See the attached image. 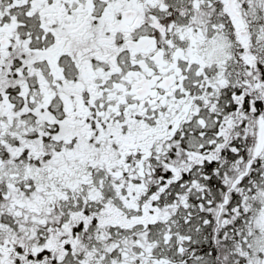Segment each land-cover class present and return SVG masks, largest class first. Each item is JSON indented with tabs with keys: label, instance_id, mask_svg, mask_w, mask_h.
Wrapping results in <instances>:
<instances>
[{
	"label": "flooded vegetation",
	"instance_id": "flooded-vegetation-1",
	"mask_svg": "<svg viewBox=\"0 0 264 264\" xmlns=\"http://www.w3.org/2000/svg\"><path fill=\"white\" fill-rule=\"evenodd\" d=\"M237 22L246 33L233 43ZM220 33L226 70L204 57ZM10 115L32 116L37 127L16 161L40 174L31 186H6L0 227L12 221L18 242L0 235V264H153L131 238L153 206L137 195L149 193L165 196V235L181 247L194 217L187 249L196 251L202 224L220 226L217 193L227 205L245 188L264 195L252 190L264 185V0H0V117ZM82 178L97 179L92 200L80 197ZM226 178H235L229 188ZM113 235L129 249L103 251Z\"/></svg>",
	"mask_w": 264,
	"mask_h": 264
},
{
	"label": "rangeland",
	"instance_id": "rangeland-1",
	"mask_svg": "<svg viewBox=\"0 0 264 264\" xmlns=\"http://www.w3.org/2000/svg\"><path fill=\"white\" fill-rule=\"evenodd\" d=\"M239 25L240 23L238 22L234 23L232 29L228 33L234 36L232 41L233 43H240L245 38L244 34L246 33V30L242 31ZM224 34L227 35L226 33H220L218 36L211 35L215 39L210 44V47L205 51V60L209 66L214 65V69H216V66H218L222 70L227 69L225 62L228 59L229 41L226 39ZM248 52L254 53L255 50H245L246 55L248 54ZM230 59H233V57H230ZM254 79H259V77L256 76L253 78V80ZM1 117L0 143H5V145L1 146L0 150H2V152H4L7 157L2 161L0 159V203L5 202L2 199H6L5 197L9 195L7 194L8 187L6 188V186H17L21 188L25 180H27L31 186L33 182V177L36 178V176L40 174L36 172V169L32 166V163H27V161H25L26 159L23 161L22 159L20 161H16V157L20 155L18 146L20 145V140L22 136L30 137L29 135H33L37 127L36 124H34L32 116H28L24 119L16 121L12 120L11 115L9 116V118ZM261 160L262 163L260 166L264 169V158L262 157ZM91 179L94 182L93 185L86 184L87 178H82L84 183L80 184L79 186L83 187L82 191L84 192V194H81L80 197H87L91 200L93 199L94 195H91L90 191H95L94 187L96 186L97 179ZM226 179L224 183L226 187L229 188L235 178ZM261 182L264 183V178L261 180ZM256 187H258L260 191H264V185L257 184L252 190L254 191ZM245 190L246 188L244 189V192H241V194H236L238 193L236 191L235 195L237 196V198H235L234 195H230V201L228 205L225 201L227 196L223 193L217 194L219 201L216 204V210H214V215H217L220 221V226H218L216 229L214 225L215 222H213L211 228L209 227L210 234L206 238L202 237L204 240H207L211 243L212 253L211 256H209V259H205L201 256L205 253V250H201L202 246L199 247L196 251L190 252L185 246H175V242L172 240V238L165 235L164 233H161V235L158 237L159 240L158 238L156 239L153 234L150 245H147L149 246L148 248L145 247L144 250H142L141 248L134 247L132 250H134L136 256L138 258H142L143 261H145V258L148 255L146 259H149L150 262H153L155 260V256L161 253V250L159 249L160 247H163L165 249L168 247L170 252L163 253L162 257L165 258L166 255H170L171 257L183 256V264H258L259 252L264 251V195L259 194L257 189L252 195H249ZM11 191L16 193V191L18 190L12 188ZM106 192H108V190ZM116 196L120 198L121 193L116 194ZM116 201L118 202V200ZM108 203H112V200H109ZM236 208H242L243 214H239L236 211ZM232 210L233 213H231ZM4 212H0V214H2L0 215V217H3ZM148 214V221H153L159 218L160 211L154 210L153 213L152 208H150ZM10 216H12L10 217V219H17L18 217L13 211L10 213ZM234 216L236 218L241 219L239 224V226L242 228L240 237H231L228 231L224 229L225 227H228L229 230H232L230 224L231 221L232 225H238L237 221L234 223ZM214 220L215 219H213L212 221ZM16 224L14 226H16L17 228L21 227L19 223L17 225ZM110 224L113 225L111 222ZM137 224H139V222H137ZM12 225V221L9 220V223L4 224L2 230L0 227V235L3 237L5 236L4 240H8V242H18V239L16 237L11 236V233L13 234L12 228H14ZM108 226L110 225H107V227ZM142 229H144V226H141L139 228V230ZM124 233L125 230L123 228L121 230V234ZM112 237L115 239L109 240L108 238H106V241L103 243L104 246H102L103 251L109 250V252H111L116 248L124 246V243L122 241L123 239H119L120 236H117L116 238L113 235ZM88 244L89 243L85 244L82 249ZM97 246H99V244H97ZM115 261L116 260L114 259V257H111V260L109 261L108 256H106V264H114ZM156 264H162V260L157 262Z\"/></svg>",
	"mask_w": 264,
	"mask_h": 264
},
{
	"label": "trees",
	"instance_id": "trees-1",
	"mask_svg": "<svg viewBox=\"0 0 264 264\" xmlns=\"http://www.w3.org/2000/svg\"><path fill=\"white\" fill-rule=\"evenodd\" d=\"M158 180H159V178H155L152 181L157 183ZM212 181L214 182L215 180H212ZM212 181L210 182V184L212 183ZM220 181H221V177H220V175H218L217 179H216V185L221 186L220 185ZM139 182L140 181H138V183ZM191 182H192V179L185 180V183H191ZM217 194H219V193H217ZM115 196H116L115 194H106L107 202H109V200H112V202H117L116 201L117 199H115ZM173 196L174 195H171L170 198H172ZM235 198H237V196H235ZM194 199H195V197L193 195V198H192L193 205H194V202H195ZM213 199H214V201L217 204V202L219 201L218 195H216V197H214ZM137 201L139 203H152L153 206L151 208L153 210V213H154V210L155 211L156 210L160 211L159 218H157V219H155L153 221H148V215H140L139 216V224L137 225V234H135L131 238L137 240V244H138L137 248H141L142 250H144L145 247H147V248L149 247L147 245H150L153 234L156 237V239L161 235V233L165 234V225L163 223V210H164V203L166 202V200H165V196L164 195L149 193V194H138L137 195ZM234 201H235V199H234ZM146 209H147V212L150 211V207H147ZM196 210H197V207H196ZM142 211H145V210L143 208H139V212L142 213ZM236 211L239 214H243L242 208H236ZM203 216H204V214H202V217ZM153 219H154V217H153ZM236 221L238 222V225H236V224L232 225V227H231L232 231H230L227 227L224 228L226 231H228V233H229V235L231 237H237V236L240 237L241 232H242V228L239 226L241 219L236 218L234 216V223ZM196 225H195L194 217L186 225L185 230H189L191 235H192V237H193V238L190 239L189 242L184 243V246L187 247V248L188 247L194 248V236L196 237V234H194V231H195L194 229H195ZM141 226H144V229L139 230V228ZM183 229H184L183 226L182 227L179 226L178 229H177L178 232L177 231L176 232L174 231V232L178 235L179 233H181L183 231ZM209 230H210L209 225L203 226V224H202V226H201V231L202 232L201 233H202L203 236H208L210 234ZM158 240H159V238H158ZM175 246H179V243L175 242ZM200 246L203 247V248L201 247V250H205V253L203 255H201V256L204 257L205 259L206 258L209 259V256H211V253H212L211 243L209 241H207V240H202L200 242ZM123 249H127L128 250L129 246L124 244V248ZM159 249L161 250V253H159V255L155 256V260L153 261V264H156L157 262L161 261L163 259L162 254L166 253V249L165 248L160 247ZM194 250L195 249H192V251H190V252H194ZM173 257L177 258V259H180L179 256H172L173 260H174ZM138 259H140V257ZM210 264H212V263H210Z\"/></svg>",
	"mask_w": 264,
	"mask_h": 264
},
{
	"label": "water",
	"instance_id": "water-1",
	"mask_svg": "<svg viewBox=\"0 0 264 264\" xmlns=\"http://www.w3.org/2000/svg\"><path fill=\"white\" fill-rule=\"evenodd\" d=\"M263 145H264V128L261 127L259 131V137H258L257 154H260Z\"/></svg>",
	"mask_w": 264,
	"mask_h": 264
}]
</instances>
